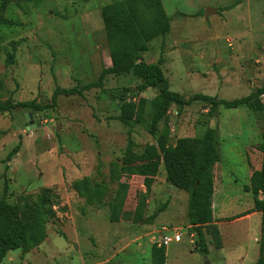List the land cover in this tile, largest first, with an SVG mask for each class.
Returning <instances> with one entry per match:
<instances>
[{"label": "rangeland", "instance_id": "1", "mask_svg": "<svg viewBox=\"0 0 264 264\" xmlns=\"http://www.w3.org/2000/svg\"><path fill=\"white\" fill-rule=\"evenodd\" d=\"M117 1L128 0H10L0 9V104L33 101L38 107L0 111V199L35 201L46 214L44 239L26 252L7 251L0 264H204L187 219L188 195L166 182L162 163L149 192L141 176L124 173L135 170L156 138L145 125L117 119L121 98L146 102L147 125L156 88L138 92L140 80L132 72L109 74L102 88L59 94L51 104L57 86L81 87L110 65L102 9ZM157 4L140 0L142 23ZM159 4L170 16V30L148 42L142 60H160L170 90L185 98L202 93L233 100L264 85V0ZM207 7L216 11L204 19ZM258 100L264 104V94ZM209 127L216 130L220 154L212 166V211L222 247L215 249L205 234L207 259L209 264H257L260 214L251 210L264 165V115L201 100L172 104L156 134L174 145L181 138L200 140ZM129 138L130 163L124 168ZM18 142V152L5 161ZM82 178L89 179L91 191L73 187ZM165 201L166 209L151 218ZM162 226L179 228L182 238L162 256L156 252L155 259L152 247Z\"/></svg>", "mask_w": 264, "mask_h": 264}, {"label": "trees", "instance_id": "2", "mask_svg": "<svg viewBox=\"0 0 264 264\" xmlns=\"http://www.w3.org/2000/svg\"><path fill=\"white\" fill-rule=\"evenodd\" d=\"M10 0H0V9L4 8ZM140 0L117 1L102 9V20L106 28V37L111 46L110 65L99 72L95 81L83 84L81 87L71 88L56 87L51 97V104H56L59 94H82L83 91L92 88H102L105 77L109 74L120 75L132 72L140 82L136 85L138 92H144L149 88H156L157 94L150 101L153 109L150 122L146 125L144 113L146 102L127 100L121 98L120 111L117 119L124 124L145 125L149 134L156 138V144L145 148L141 162L135 170L126 168L125 174H137L141 176L146 192L151 190L153 178L158 171L160 163L165 170V180L177 189L185 191L187 200V219L194 229L197 251L202 256L208 253L205 242V234L211 237L215 249L222 247V240L217 221L213 217L212 198L214 192V178L212 166L220 160V154L216 149V130L209 127L198 141H189L181 138L174 145L166 144L165 137L156 134V125L166 118L170 105L187 106L196 100L205 101L210 107L222 106L226 109L245 106L253 111H260L264 115V104L258 100L264 94V85L251 91L248 95L226 100L215 96L196 93L185 98L178 92L170 90L169 81L163 75L157 62H144L142 54L148 50V42L166 34L170 30V16L160 6L151 13L147 22L142 23L138 16ZM21 107L36 109L33 101L8 102L0 104V111H9L12 108ZM197 143L200 145L197 146ZM132 141L128 140V149L123 159L124 168L129 166ZM264 146V136H263ZM18 142L6 155L5 161H9L19 150ZM88 178H82L73 182L76 190L91 191L88 187ZM259 193L264 195V165L260 168L257 184ZM258 193V194H259ZM258 194L253 199L251 212L260 214V237L258 239L257 264H264V197ZM97 201L101 199V193L95 191ZM168 201L160 204L151 218H155L166 209ZM137 210L135 211V215ZM249 214L244 213L238 217ZM42 207L35 201L22 204H12L0 199V258L9 250L21 248L26 252L28 248L36 246L45 237L44 216ZM112 220L116 221L117 216ZM162 256L166 249L164 246L152 247V256Z\"/></svg>", "mask_w": 264, "mask_h": 264}, {"label": "built area", "instance_id": "3", "mask_svg": "<svg viewBox=\"0 0 264 264\" xmlns=\"http://www.w3.org/2000/svg\"><path fill=\"white\" fill-rule=\"evenodd\" d=\"M161 230L162 234L156 244L157 247L164 246L166 248L173 241H181L182 233L179 228L171 226H162Z\"/></svg>", "mask_w": 264, "mask_h": 264}, {"label": "water", "instance_id": "4", "mask_svg": "<svg viewBox=\"0 0 264 264\" xmlns=\"http://www.w3.org/2000/svg\"><path fill=\"white\" fill-rule=\"evenodd\" d=\"M215 11H216V9H211V8L207 7L205 9L204 13H203L204 19H207L208 15L211 14V13H213V12H215ZM28 117H29V121L28 122H30V124L32 125V127H34L33 121L31 119L32 118L31 113H28ZM28 122H25L26 129H29L30 128L29 125H28ZM74 247H76V246L74 245ZM203 259H204V264H209V260L207 259V256L206 255L203 256Z\"/></svg>", "mask_w": 264, "mask_h": 264}, {"label": "crops", "instance_id": "5", "mask_svg": "<svg viewBox=\"0 0 264 264\" xmlns=\"http://www.w3.org/2000/svg\"><path fill=\"white\" fill-rule=\"evenodd\" d=\"M256 214V212H254ZM214 219H215V216L213 215ZM243 217V216H242Z\"/></svg>", "mask_w": 264, "mask_h": 264}]
</instances>
